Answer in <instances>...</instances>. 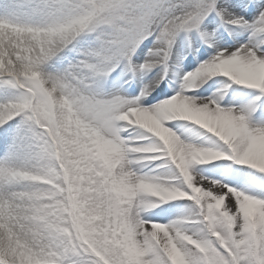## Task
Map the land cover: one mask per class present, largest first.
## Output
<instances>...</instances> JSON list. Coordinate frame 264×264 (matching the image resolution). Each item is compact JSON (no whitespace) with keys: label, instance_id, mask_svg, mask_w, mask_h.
<instances>
[{"label":"snow or ice","instance_id":"6c2138e0","mask_svg":"<svg viewBox=\"0 0 264 264\" xmlns=\"http://www.w3.org/2000/svg\"><path fill=\"white\" fill-rule=\"evenodd\" d=\"M0 264H264V0H0Z\"/></svg>","mask_w":264,"mask_h":264}]
</instances>
